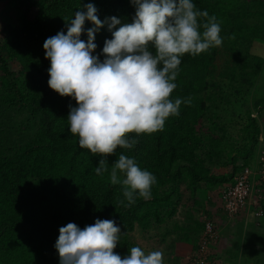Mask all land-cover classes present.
<instances>
[{
    "label": "trees",
    "instance_id": "1",
    "mask_svg": "<svg viewBox=\"0 0 264 264\" xmlns=\"http://www.w3.org/2000/svg\"><path fill=\"white\" fill-rule=\"evenodd\" d=\"M88 3L101 21L131 23L135 14L130 0H0V264H59L60 227L83 229L96 219L121 227L114 249L121 257L139 246L162 252L163 264H191L203 219L215 231L223 223L207 195L219 196L243 170L261 164L264 57L252 47H264V0H194L216 17L222 45L181 58L170 99L191 103H182L162 130L128 134L133 147L108 156L102 175L95 173L101 157L80 148L68 130L69 105H77L50 89L43 48ZM90 27L86 21L82 40ZM111 38L107 26L100 29L94 54ZM121 153L156 177L151 199L125 206L121 185L110 182ZM259 202L261 219L264 193Z\"/></svg>",
    "mask_w": 264,
    "mask_h": 264
},
{
    "label": "clouds",
    "instance_id": "2",
    "mask_svg": "<svg viewBox=\"0 0 264 264\" xmlns=\"http://www.w3.org/2000/svg\"><path fill=\"white\" fill-rule=\"evenodd\" d=\"M130 3L135 9L131 23L115 16L101 21L97 7L88 3L66 23V33L61 30L43 44L45 59L50 61L48 85L61 97L76 102L75 107L69 105L68 130L78 137L80 148L101 157L95 167L97 175L108 171L107 157L118 147H133L135 141H130L128 134L162 130L170 116L179 115L182 103H191L190 99H170L177 87L181 58L222 45L216 17L209 16L206 10L200 11L194 0H130ZM86 21L92 27L86 30L84 41L80 37L85 33ZM105 26L112 38L105 40L101 53L94 54L95 35ZM260 141L263 143L262 138ZM255 178L256 175L251 176V180ZM110 182L121 185L127 200L125 206H130L137 197L151 199L156 177L141 169L134 158L121 153L112 163ZM207 197L211 205L219 197L220 206L213 210L219 208L227 221L241 215L257 221L263 216V212L260 217L255 216L256 211H262L259 200L263 195L259 199L253 196L251 204L232 218L223 211L220 195ZM120 203L123 205L124 201ZM206 221L204 218L203 225ZM220 229L215 231L213 227L216 238ZM121 234L115 219H96L83 229L70 222L60 227L54 245L59 264H163L162 252L146 254L139 246L121 257L114 252ZM216 238L210 245L216 246ZM209 249L204 264H212ZM197 250L191 264H195Z\"/></svg>",
    "mask_w": 264,
    "mask_h": 264
},
{
    "label": "rangeland",
    "instance_id": "3",
    "mask_svg": "<svg viewBox=\"0 0 264 264\" xmlns=\"http://www.w3.org/2000/svg\"><path fill=\"white\" fill-rule=\"evenodd\" d=\"M252 52L255 53V55L258 54L264 57V47H262V45H255V47H252ZM258 119L262 127V132L264 134V113H262L261 116H258ZM256 165L254 164L251 168L248 169L251 171H255ZM214 203L216 206H220L219 197L214 198ZM217 216L219 222H223L219 224V228H221V230L224 232L223 235L221 234V230L219 232V234H221V238H223L220 240V243H218L221 245L216 244V246H209V248L211 249H209V251L212 257V263L214 262L213 259H217L215 257L219 253L217 252V254H214L212 249H214L215 251L216 249H219L221 251V257L220 259L218 258L219 260H221L220 264H224L223 258H226L224 257V252L226 250L227 252H229L227 255H229L230 257V259L228 258V261L230 260L231 264H264V218L259 219V221L250 219V222L252 223L250 229L249 226H239V224H237V228L236 225L231 228V223H225V216L221 214H218ZM262 223L263 227H261ZM234 245L237 246L233 248ZM147 247L149 248L151 247V245H147ZM162 247L163 246H160L159 248L162 249ZM215 264H219V261Z\"/></svg>",
    "mask_w": 264,
    "mask_h": 264
},
{
    "label": "built area",
    "instance_id": "4",
    "mask_svg": "<svg viewBox=\"0 0 264 264\" xmlns=\"http://www.w3.org/2000/svg\"><path fill=\"white\" fill-rule=\"evenodd\" d=\"M260 167L255 173L245 169L234 179V183L229 185L220 194L222 209L225 214L232 218L239 212L245 210L251 204V198H262L264 193V152L260 156ZM256 175L255 180H251V176ZM257 204V202H256ZM262 211H256L255 216L260 217ZM216 238L213 232V223L206 221L201 235L198 250L195 253V264H204L209 245Z\"/></svg>",
    "mask_w": 264,
    "mask_h": 264
},
{
    "label": "crops",
    "instance_id": "5",
    "mask_svg": "<svg viewBox=\"0 0 264 264\" xmlns=\"http://www.w3.org/2000/svg\"><path fill=\"white\" fill-rule=\"evenodd\" d=\"M262 144L264 145V139H263V143ZM250 219H251L250 216H247V215L246 216H243V215H241L240 217L231 219L229 221L226 220L225 223H231V225H230L231 228H233L235 225H236V228H237V224H239V226L240 225H244V226H249L251 228V224L252 223L250 222ZM227 228H228V226H227ZM221 239H223V238H221ZM217 252H219V253L217 254ZM213 253L214 254H217L215 258H217V259L219 258L220 259V257H221V251L219 249H216V251L213 249ZM224 257H226V258H223L224 264H231L230 260L228 261V258L230 259L229 255L225 254ZM217 259H213L214 262L212 264L218 263V261H219V264H220V261L221 260H219V259L217 260Z\"/></svg>",
    "mask_w": 264,
    "mask_h": 264
}]
</instances>
